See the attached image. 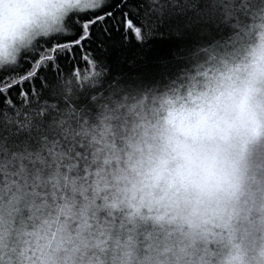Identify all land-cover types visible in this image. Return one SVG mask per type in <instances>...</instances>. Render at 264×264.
I'll return each instance as SVG.
<instances>
[{"label": "clouds", "instance_id": "9594fccd", "mask_svg": "<svg viewBox=\"0 0 264 264\" xmlns=\"http://www.w3.org/2000/svg\"><path fill=\"white\" fill-rule=\"evenodd\" d=\"M168 3L199 18L164 54L98 66L0 141V264H264V0ZM80 11L0 0V68Z\"/></svg>", "mask_w": 264, "mask_h": 264}, {"label": "snow or ice", "instance_id": "6c2138e0", "mask_svg": "<svg viewBox=\"0 0 264 264\" xmlns=\"http://www.w3.org/2000/svg\"><path fill=\"white\" fill-rule=\"evenodd\" d=\"M77 4L81 11L68 18L60 34L37 42L17 62L0 68V141L6 145H18L38 130L58 90L71 89L104 63L119 64L114 53L126 61L132 57L126 53L139 55L147 43L169 41L174 31H186L199 18L178 13L168 0Z\"/></svg>", "mask_w": 264, "mask_h": 264}, {"label": "trees", "instance_id": "16d2710c", "mask_svg": "<svg viewBox=\"0 0 264 264\" xmlns=\"http://www.w3.org/2000/svg\"><path fill=\"white\" fill-rule=\"evenodd\" d=\"M153 47L151 49H148L147 51L144 50L143 53H141L142 55H144L146 58H150L154 55H162L166 52L167 48L169 47L170 42L166 41V42H153ZM126 56H133L134 53L129 52L125 54ZM113 61L116 62L117 60H120V57L118 54H113L112 57Z\"/></svg>", "mask_w": 264, "mask_h": 264}]
</instances>
